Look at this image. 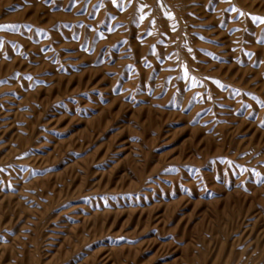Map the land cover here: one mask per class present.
Listing matches in <instances>:
<instances>
[{
	"label": "rangeland",
	"instance_id": "obj_1",
	"mask_svg": "<svg viewBox=\"0 0 264 264\" xmlns=\"http://www.w3.org/2000/svg\"><path fill=\"white\" fill-rule=\"evenodd\" d=\"M0 264H264V0H0Z\"/></svg>",
	"mask_w": 264,
	"mask_h": 264
}]
</instances>
